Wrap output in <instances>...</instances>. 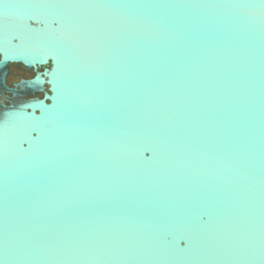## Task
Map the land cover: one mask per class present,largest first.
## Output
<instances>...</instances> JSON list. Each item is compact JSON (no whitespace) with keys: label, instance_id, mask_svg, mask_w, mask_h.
Returning a JSON list of instances; mask_svg holds the SVG:
<instances>
[{"label":"water","instance_id":"obj_1","mask_svg":"<svg viewBox=\"0 0 264 264\" xmlns=\"http://www.w3.org/2000/svg\"><path fill=\"white\" fill-rule=\"evenodd\" d=\"M0 87V264H264V0H0Z\"/></svg>","mask_w":264,"mask_h":264},{"label":"flooded vegetation","instance_id":"obj_2","mask_svg":"<svg viewBox=\"0 0 264 264\" xmlns=\"http://www.w3.org/2000/svg\"><path fill=\"white\" fill-rule=\"evenodd\" d=\"M42 71L43 69H39ZM36 76V71L31 70L23 66L22 64H12L8 65V74L5 77V85L10 89L21 90V83L23 81H28ZM43 98V94L36 93L33 96L28 94H19L14 96L12 93L7 92L4 88L0 87V108L2 105L10 106L13 103H19L24 100H30L31 98Z\"/></svg>","mask_w":264,"mask_h":264}]
</instances>
